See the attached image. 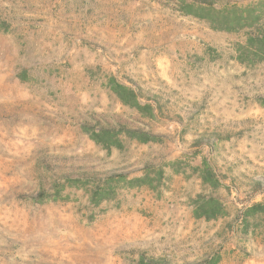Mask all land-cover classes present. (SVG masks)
Wrapping results in <instances>:
<instances>
[{
    "label": "rangeland",
    "instance_id": "rangeland-1",
    "mask_svg": "<svg viewBox=\"0 0 264 264\" xmlns=\"http://www.w3.org/2000/svg\"><path fill=\"white\" fill-rule=\"evenodd\" d=\"M182 8L0 0V264H137L142 253L167 264H264V60L248 42L257 28L215 29ZM214 10L217 21L264 23V0ZM117 83L154 116L122 103ZM85 124H125L158 140L121 132V146L107 149ZM158 168L152 186L121 184L90 200L109 170L130 179ZM80 171L102 179L64 180ZM199 195L218 199L222 213L196 217Z\"/></svg>",
    "mask_w": 264,
    "mask_h": 264
},
{
    "label": "trees",
    "instance_id": "trees-1",
    "mask_svg": "<svg viewBox=\"0 0 264 264\" xmlns=\"http://www.w3.org/2000/svg\"><path fill=\"white\" fill-rule=\"evenodd\" d=\"M178 2L183 6L182 11L185 14H190L199 19L206 20L210 24V26L215 29L237 31L243 27H256L257 31L255 32V35L248 37V42L252 45L253 48H255L250 54H253V58L256 60H264V23H259V15L255 16L254 20H249V18L246 16L237 17V15H235L234 17L232 16V18L229 19L226 15L222 14L224 17H222L220 21H217V19L209 15V13L214 10L216 5L226 3L227 0H178ZM242 54L243 53L240 52L238 59L243 62L245 59ZM111 89L118 96L122 103L130 105L132 107H136L141 110H145L146 115H148L149 117L154 116L153 104H151V102H148L146 104L141 105L137 99L138 92L135 91L133 88L121 83H117L112 85ZM149 100H152L156 104L159 103V99L156 95H152V97H149ZM84 130L88 133V135L94 142L100 144L101 146L107 149L112 146H121V142L117 136L121 132L126 133L129 137L134 138L139 142H149L158 140V135L155 133L145 131L141 128L129 127L125 124H122L120 127L117 128L106 124H99V126L89 128L88 125L85 124ZM218 138L223 139L224 137L222 135L213 137V139ZM209 139L210 136H207L205 138V140L207 141ZM204 170L205 173L204 176L202 175V177L206 182H208V178H211L214 175L209 167H205ZM155 172V177H150L148 173H145L142 176H135L130 179H127L126 177L128 171L109 170L107 174L103 176L104 186L98 189H93L90 195V200L94 204L100 203L102 200L111 197L117 186L121 184H123L124 186H140L145 184L148 186H152L150 180H152L153 178L161 179L163 174L162 168H158ZM78 173H80V175L77 176H73L71 175V173H64V180L67 182H90L91 179L96 181L102 179L100 176H98L97 171H80ZM80 176H83L84 179H82V177ZM226 176L227 175L223 174V177ZM228 178L233 181L232 177L228 176ZM211 182L214 186L218 185L217 182L214 180ZM252 184V186L257 187L260 184V179L252 180ZM58 191L60 190L57 189V192ZM195 204L196 207L194 209V215L196 217L215 218L222 213L220 211L221 203L218 199L211 195L206 197H202L199 195L198 198L195 199ZM217 261L218 259H214L208 264H216ZM165 262L166 261L164 259H153L145 256L144 253H142L137 261V264H167ZM195 263L200 264V262L197 261H195Z\"/></svg>",
    "mask_w": 264,
    "mask_h": 264
}]
</instances>
